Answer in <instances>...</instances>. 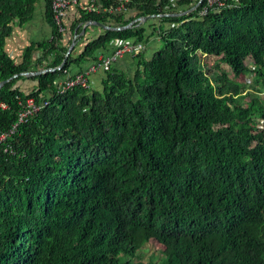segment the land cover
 <instances>
[{"label":"trees","instance_id":"trees-1","mask_svg":"<svg viewBox=\"0 0 264 264\" xmlns=\"http://www.w3.org/2000/svg\"><path fill=\"white\" fill-rule=\"evenodd\" d=\"M208 1L94 0L65 57L73 39L44 0L51 38L16 63L7 39L41 0H0V135L28 98L46 101L0 143V264H264V0ZM91 21L135 23L81 45ZM151 38L161 47L145 57ZM131 41L144 45L133 74L115 62L60 91ZM152 240L159 259L143 261Z\"/></svg>","mask_w":264,"mask_h":264},{"label":"crops","instance_id":"crops-1","mask_svg":"<svg viewBox=\"0 0 264 264\" xmlns=\"http://www.w3.org/2000/svg\"><path fill=\"white\" fill-rule=\"evenodd\" d=\"M88 3L89 0H78V4L71 6L68 9L65 19V43L71 38H75V35H73L75 31H73L72 34L70 32V28L75 22L79 20V11L84 10L83 7H85ZM45 12V2L44 0H41L40 4L37 7L34 19L24 27L16 25L12 36L7 39L6 50L16 63L22 62L24 49L27 45H30L31 42H42L51 38L52 29L47 23ZM86 24L83 26L84 32L82 33V28L79 34V36H83L85 33V29H87V32L85 34L86 37L84 38V40L90 41L102 32V29L98 26L90 24L86 26ZM79 26L80 25H77L76 28H79ZM144 45V55L145 57H150V55L158 49L159 42L156 39L151 38L147 42H145ZM149 49L150 53L148 54ZM114 67L122 69L126 72H128L130 68H133L134 71V69L136 68L134 55L131 53H124L114 64ZM97 76H99L98 71L91 75L92 83L96 80ZM36 84L37 81L30 79L29 77H26L17 82V85L26 92H31Z\"/></svg>","mask_w":264,"mask_h":264},{"label":"built area","instance_id":"built-area-1","mask_svg":"<svg viewBox=\"0 0 264 264\" xmlns=\"http://www.w3.org/2000/svg\"><path fill=\"white\" fill-rule=\"evenodd\" d=\"M216 1L218 0H209L208 3L211 5ZM76 4H78V0H52L54 20L61 33H65L66 30L65 19L68 9ZM93 7L94 0H89V3L83 8L84 11L91 12L93 10ZM113 46V50L109 54L105 55L103 53H99L97 55V60L90 66H88L84 71L76 73L74 75H67L63 80H60L58 82L60 91L63 92L67 88H70L77 84L88 88L92 85V74H94L98 70H108L111 65L117 62L124 53H131L135 55L136 53L144 49L143 44L133 43L132 41L123 44L116 43ZM44 104H46V101L38 104L34 97L28 98L23 107L19 110L18 121L14 123V125L8 132L0 135V143L5 141L7 137H9L15 131L19 123L26 122L29 117L38 112ZM3 106L5 107L6 105Z\"/></svg>","mask_w":264,"mask_h":264},{"label":"rangeland","instance_id":"rangeland-1","mask_svg":"<svg viewBox=\"0 0 264 264\" xmlns=\"http://www.w3.org/2000/svg\"><path fill=\"white\" fill-rule=\"evenodd\" d=\"M130 14L128 16H133L132 13H130ZM151 22L152 23H155L156 20L155 21H151ZM84 42H85V40H82L81 41V45H83ZM158 47L160 48L161 47V44H159ZM149 53H150V49L148 51V54ZM214 60H215V57H211L208 65H212L214 63ZM207 69L209 70L210 69V66H208ZM219 70L227 72L229 74V76L232 77V74L230 72V68L226 64L221 63ZM127 73H128V75L133 74V68H130V70ZM98 77L99 76H97V78ZM239 80H241L242 82H244L246 84L247 90H246L245 93L248 96V93L250 91H252V88L250 87V84L254 83V78L251 75H246L244 77L242 76ZM92 84L94 85L95 84V81ZM245 93H243V94H245ZM243 94H242V96H239V101H241L244 105H248L249 104V98L248 97H244ZM260 96L264 98V88L261 90ZM259 126L260 127L261 126H264V121L263 120H261L259 122ZM141 252H142L141 253V255H142V258L141 259L143 261H147L148 259H151L153 261H157L159 259V256H160V246L154 240H152L151 242H149V243L146 244V246L141 250Z\"/></svg>","mask_w":264,"mask_h":264},{"label":"water","instance_id":"water-1","mask_svg":"<svg viewBox=\"0 0 264 264\" xmlns=\"http://www.w3.org/2000/svg\"><path fill=\"white\" fill-rule=\"evenodd\" d=\"M202 0H200L201 2ZM199 2V3H200ZM151 16H148V17H142V18H138L137 21H139L140 23H143L145 22L146 20L150 19ZM135 23V21H132L130 22L129 24H127L126 26H122V27H113V26H109V25H106V24H102V23H99V22H94V21H91V22H88V24L90 25H95V26H98L99 28H101L102 30L104 31H122V30H125V29H128L130 27H132V25ZM86 24V26L88 25ZM84 32V28L82 30V33ZM75 45V40L73 38V40L71 41V44L68 46V49L66 51V54H65V57L70 53V51L72 50L73 46ZM65 61V58L63 59V61L61 62V65L64 63ZM61 67V66H60ZM48 69H43V70H40V71H28V72H24L23 74L26 75V76H32V75H35V74H39V73H43V72H46ZM51 70H54V69H51ZM9 80V79H8ZM8 80H3L0 82V88L8 81Z\"/></svg>","mask_w":264,"mask_h":264}]
</instances>
